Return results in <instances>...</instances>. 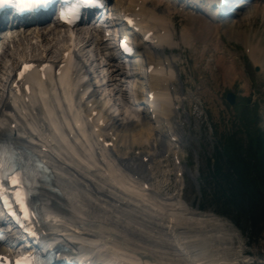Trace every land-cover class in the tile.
Listing matches in <instances>:
<instances>
[{
    "label": "bare ground",
    "instance_id": "bare-ground-1",
    "mask_svg": "<svg viewBox=\"0 0 264 264\" xmlns=\"http://www.w3.org/2000/svg\"><path fill=\"white\" fill-rule=\"evenodd\" d=\"M126 1V10L131 8L134 12L135 6L138 8L136 14L142 17L140 28L145 29V31H152L154 36L157 37L158 43L151 45L153 53L159 55L165 53L166 50L173 51L174 44H176L173 37L174 22L179 14L173 2L163 0H124V2ZM163 3H165L167 7L159 11L158 8L161 7L160 5ZM243 3L245 4V2ZM248 6L250 7L248 8L250 10L249 14L254 13L256 11L254 8L258 7V5H252V3ZM258 10L259 13L264 16V8L260 7ZM187 14L189 15L190 13ZM187 14L185 15L188 16ZM191 14L192 15L188 16L191 27L187 26L185 30L184 28L180 30L179 41L184 44L187 43L188 52L191 46L201 45L203 49L200 50V55H204L214 41V48L212 51L213 61L218 60L216 59L218 56H224L225 52L222 51L219 43L220 36L218 40L214 38L218 36V33L221 31L219 30L220 27L217 26V20L194 15V12ZM225 23L226 36L228 38L250 45L249 40L246 38L245 31L243 30L244 25L238 23L232 24L226 20ZM121 26L120 24L118 27ZM194 26L195 28H193ZM14 28H17V26ZM189 29H193L195 33L194 31L192 33V30ZM54 31L55 28L50 25L42 29L32 27L28 32H17L11 43H13V45L16 43L23 46L28 45L31 41L39 43V40L41 41L42 38L54 35ZM104 32L108 31L104 30ZM124 32L126 36L131 33L128 30ZM161 33H168V35L160 36ZM203 33L213 38L206 42L204 38H201ZM159 38L166 39V41L161 43ZM196 41H199L197 45L194 44ZM135 43L141 47L138 48V46H136L135 55L130 60L131 68L129 71L133 72V74L128 77L129 80H132L133 87H136L139 91L145 86L147 91L155 92V97L167 101V94L169 91L168 81L170 78L160 74L161 66L157 64L160 62L155 61L152 59L151 55L146 53L145 46L142 45L140 39H136ZM58 44H61V41L56 43V47ZM45 47L43 46L44 49ZM33 51L34 50H30L29 53ZM246 51H248L249 56L254 62L258 61L257 65L260 66L261 72L264 73V71H262L264 70V49H260L257 45H253V47L250 46L247 48ZM190 53H192V51H190ZM232 57L233 59L237 58L235 54H233ZM173 60V58H169L170 62L166 63L167 67L173 68L175 66L174 63L171 62ZM219 60L218 66L216 65L215 69L217 70L218 67V70L225 74V77H228L231 79V82H234L241 74L237 71L238 67L236 68L233 60H231L230 64L226 63L224 59ZM165 61H167L166 58L163 59L161 63L164 64ZM151 63H155L153 64L154 69L148 70L147 66ZM141 70H145V72L147 71L149 73L146 75V79L148 78V80H150L147 84H145V76L141 73ZM231 70L236 72L235 76H231L232 78H230ZM75 71L76 69L72 72L70 66H66L63 69L62 75L58 77L59 85L60 83L62 86L75 85L72 89L79 91L78 88L82 87L84 84L83 96L81 97L84 98V95L90 92L87 101H85V105L75 100L78 105L76 106L74 104L73 106L69 104V109H67L66 112L58 101L59 108L61 107V120L59 116L56 115V111L51 112L56 117V123L52 120L49 126H46L45 122L51 115L50 113L45 116L43 115L35 98H33V100L31 99L28 104L20 102L19 105L16 106L17 112L25 120L24 126L17 112L14 114L8 113L10 116H13L11 122L15 124L18 123L19 136L17 139L19 142H25L29 149L35 151L43 160L52 165L55 171L56 182L67 200V204H65L64 207L60 206L61 210H57L58 213L50 211L47 207V201H49L50 198H48L46 202H42L41 208L44 209L43 218L50 223L52 232L54 233V231H56V226H58L60 231H70L71 233H73L71 230L74 227H78V229L83 228L85 232L82 234L86 237L85 239H92L90 243L98 246V250H110L111 253L119 256L118 258L121 261H123L122 259L135 261L136 257H138L143 260L141 264H197L194 263L193 260H198V264H219L221 262L222 264H230L225 263L226 260H229L227 259L228 257L218 256L220 254L222 255V251L218 248L217 244H213L212 241V238H214L212 233L214 231L217 233L219 227L223 228L225 226L218 218L199 213L197 210H192V208L183 203V201L173 200V198L170 197L163 199L160 198V196L148 194L149 192L144 189L145 185L148 183L146 182V179H149L148 175L136 164L135 160L133 161L135 168L124 160L118 165L124 168L123 172L127 171L132 177L137 178L135 181L125 176L123 172L120 173L121 171L113 166L112 163V167L106 168L103 165H99L97 161H90V152L93 157L94 147H100V144L103 146L108 140L112 141L114 145L118 138V141H128L127 144L132 141L138 142V140H143V132H145V138L148 140L155 135V130L149 124L152 118L148 117L146 110L141 106V100H137L138 98L135 96V106L137 107V105L141 103L137 110H140L141 126H143L142 130L140 134H131V140L128 139L129 137L126 136V134L120 137L119 132L120 130L123 131L122 128H125V131H129L130 133L134 132L131 130L135 125L133 123L134 121L129 119L119 123L118 119L110 112V108L107 107L109 101L103 98L100 89L93 88L94 86L90 83H84L86 74L83 68L80 67L76 72ZM121 71L122 70L119 68V71L115 70L112 73L111 80L113 83L116 82V74ZM47 73H50L49 69H47ZM47 80L51 83L47 86L48 91L55 92L54 88L56 86L53 85L54 81H56L55 78L52 79V82L50 77H48ZM46 85L47 82L41 83L40 88L42 92ZM117 86V92H120L123 85ZM69 88H67V90H69ZM136 89H134V95H136ZM158 90L161 92H158ZM41 97L42 100L46 98L49 101L53 96L47 92L46 94L41 93ZM143 99L145 100V98ZM86 104H91L92 108L89 109L90 107H87ZM149 106L153 110L152 115L156 123L159 124L161 119L166 120V124L170 123L172 113L168 111V101L167 106L160 102L157 105L154 101L152 103L149 102ZM3 108L4 106L1 107V110ZM91 111L97 112L96 120L97 122L102 121L105 125L104 128H99L100 125L94 122L92 124L91 122L85 123L84 120L87 119ZM67 115L73 118V124L69 121ZM90 124L92 130L87 127V125ZM146 126L149 127L146 128ZM64 127H67L69 134L64 131ZM76 128L81 133L85 142L75 135ZM100 129L105 132V135H97ZM93 135H95V137ZM70 136L73 137L75 142L82 146L83 143L89 145L88 152L85 153V156H81L77 149L74 148L77 159L71 157L68 152V150H71L69 145H73ZM152 144L154 148H157V151L163 148L162 143H159V141ZM106 148L107 145L104 147V151H102L104 152L103 155H105V152H108ZM138 177L140 178L138 179ZM169 188L170 187H166V189ZM207 226H209V228H207ZM7 227L11 228L12 226L8 225ZM176 227L177 230H183L182 233L187 231L185 228H189L187 234L190 235L186 237L183 236L186 238L185 242H183V237H179V233L175 231ZM166 228H169L171 233L178 236L179 241H182V243L177 242L176 244L185 252L186 258L188 257L187 261H184L179 255L176 246L173 245L172 240L169 239V236L166 234ZM68 236L72 237L71 234H68ZM5 237L6 235L3 234L0 239H5ZM16 237L20 239L19 235L16 233L12 235L11 240H16ZM195 239H199L203 246H201L202 244L199 241L195 244ZM50 245L51 243H46L41 246V248L44 249ZM94 254L95 253L89 255L94 258ZM97 258L105 260L107 264H117L100 252L97 253Z\"/></svg>",
    "mask_w": 264,
    "mask_h": 264
},
{
    "label": "rangeland",
    "instance_id": "rangeland-1",
    "mask_svg": "<svg viewBox=\"0 0 264 264\" xmlns=\"http://www.w3.org/2000/svg\"><path fill=\"white\" fill-rule=\"evenodd\" d=\"M256 1L257 2L252 3V5H258V7L254 8V10L256 9L254 13L249 14L250 10L247 9L244 10L241 15L224 19V21H222L224 24L222 22L217 24V26L220 27L219 30L221 31L218 33L219 35L217 34L218 36L214 38L218 40L220 36V48L223 52H225V54L224 56H218L216 59H224L228 64H230L231 60H233L236 68L238 67L237 71L239 74L241 73L239 77H237L238 79L236 78L234 82H231V79L225 77V74L220 72L218 67L217 70L215 69L216 65L218 66V60H214L212 63L209 60L211 56V58H213L212 51L214 48V41L210 45L209 50L206 51L204 55H200L202 46L197 45L199 41L194 43L197 46L193 44L194 46L189 48V52L188 50H185V45L181 47L178 46L176 47L177 50H175L174 55L176 57V67L172 69L174 71L172 76H169L172 81V84L169 86L174 89V94H171V97L173 95V100L175 102L174 104L170 102V107L172 112L174 111V108L178 109L174 111L175 114L178 113V118H174V121H176L177 124L180 123L183 126V131H180V133L183 135V138L186 139V143L183 144L184 146H188L187 150H185V153L189 154L187 158L188 167H192L191 172L193 173L194 182L191 180V178H188V182L183 180L185 181V188L182 189L183 181L176 175L178 168L174 162V156L172 154L170 157L167 156L168 158L152 157L154 160H152V162L147 160L145 163H141V168L147 171L148 176L152 178L149 184L154 191L156 190L159 182L166 181L163 175L171 173L173 175L172 178H170L172 189L170 191H162V194L168 197L172 196L174 198L182 199L186 202L185 204L189 205L191 208L195 207L196 205L198 206V202L201 200V197H199L201 186L198 176L199 172L205 168V160L210 157L214 146L216 144L218 145V143H220L224 138L226 139L229 135L234 136L237 139H245V131L247 127H251V129L254 131L257 129L261 132H264V73L261 72L260 66L257 65L258 61L254 62L249 54H247L248 51H246L247 48L250 46L253 47V45H257L258 48L264 49V16L263 14L259 13L258 10L260 7L264 8V1ZM164 6L165 4L163 7ZM189 15L192 14L190 13ZM188 16L180 14L175 19L174 30L179 31L183 28L185 30V27H191V22L189 21ZM225 20L227 22H231L232 24L238 23L240 25H244L243 30L245 31L246 38L249 40L250 45L244 43L246 45L245 46L243 43L237 42L238 40L234 41V39L228 38L226 36ZM193 28H195V26ZM189 30H192V33L194 31L193 29ZM205 36L206 34L203 33L201 38H204L205 40H210L213 38L210 35L206 37ZM59 41H61V44H58L56 47V43ZM175 41L177 42L179 39L176 38ZM65 43L66 37L64 33L61 30H58L57 32L55 30L54 35L43 38V41L40 44L33 43L28 47L26 46L25 48L20 47L15 49L16 52L14 58L19 59L20 56H28L32 57V59H38L42 55H45L49 59L55 60L60 55L61 48H63ZM43 46H46L48 50L46 47L44 49ZM30 50H34V53H29ZM190 51H192V53H190ZM94 53L95 49L93 47L88 49L87 55L90 56L87 57V55L85 56V53H82L84 56V62L90 64L92 57H94ZM233 54H235L237 57L236 59H233ZM95 66H97V64L92 65V70ZM233 71L234 70H231L230 78H232L233 75H236V72ZM101 72H104V70ZM115 78L120 79L118 75ZM124 80L126 81V79ZM107 81L108 78H105L104 86L102 87V90L100 89V93H102V96L109 101V106L111 105L113 107L114 105V110L118 112L120 108L121 115L117 117L119 123L124 122L129 118H134L136 110L131 104L132 101L130 102L131 96L129 94V88L132 81L127 80L124 84L121 83L123 86L121 87L120 92H117L115 96H112L113 89L109 87L110 85L107 83ZM142 91L143 89L140 91L137 89L136 93L138 97L141 96L142 93L140 92ZM227 92H232L235 95V102L233 105H229L225 101V94ZM1 94L2 93L0 92V96ZM243 102L244 104L241 107H236L237 103L241 105ZM245 108L249 112L250 109H254V112L251 115L252 121L249 125H244L242 123V116L244 114ZM246 116L248 117L247 119L250 118L248 114ZM142 127L143 126L137 124L131 129L134 132L130 133L129 131H125V128H122L123 131L120 130V132H118L120 133V137H123V135L126 134V136L129 137L128 139L131 140V134H140ZM147 127L149 126H146V128ZM144 133L145 132L142 134L143 137H145ZM158 138L161 140V137L158 136ZM117 143L118 144L116 145L114 153L117 156H125V142L123 140H119ZM142 144L146 146V149L150 145L146 143V140H142ZM128 150L131 152V154L128 155H130V158H132L134 155L132 154L133 151L131 148ZM139 150L144 151L141 149V147H139ZM147 152H150L149 148L146 151V154H149ZM179 153L180 155H183L181 153V149ZM193 153L195 157L193 156ZM195 162L198 163V166L197 163L195 166H193ZM208 203L209 204L207 205L211 208L209 207L207 209V213H199L212 216L208 213L215 214L212 212V210H214L212 207L215 205L214 203ZM192 210L196 209L192 208ZM216 216V218L220 217L218 220L221 219L220 221L225 224L223 228L219 227V231L217 230V233L215 231L212 233V236H214V238H212L213 244L216 243L218 248L222 251V255L220 254L218 256H226V258L228 257L227 259L229 260H226L225 263L230 264H264V247L262 241L248 240L232 224V222L219 215ZM207 228H209V226H207ZM185 229L188 231L189 228ZM177 231L182 232L183 230L180 229ZM187 231L180 233V235L182 237L190 235L187 234ZM170 238L176 246L178 237L176 239V236L173 235V237L170 236ZM185 241L186 238L183 237V242ZM198 241L199 239H195V244L198 243ZM201 246H203V244ZM193 262L199 263L198 260H193ZM219 264H222V262Z\"/></svg>",
    "mask_w": 264,
    "mask_h": 264
},
{
    "label": "trees",
    "instance_id": "trees-1",
    "mask_svg": "<svg viewBox=\"0 0 264 264\" xmlns=\"http://www.w3.org/2000/svg\"><path fill=\"white\" fill-rule=\"evenodd\" d=\"M251 115L245 108L244 125ZM222 142L209 163L212 203L248 240L262 241L264 247V133L247 127L245 139L229 135Z\"/></svg>",
    "mask_w": 264,
    "mask_h": 264
},
{
    "label": "snow or ice",
    "instance_id": "snow-or-ice-1",
    "mask_svg": "<svg viewBox=\"0 0 264 264\" xmlns=\"http://www.w3.org/2000/svg\"><path fill=\"white\" fill-rule=\"evenodd\" d=\"M35 2L44 3L46 0H35ZM3 3H5V0H0V5ZM76 11L77 8L75 4L65 6L60 11V18L66 20L73 16ZM3 168L4 165L0 163V181H5L8 187L6 188L5 183H0V202H3L6 208L9 207L6 193L10 192L12 199L19 206L20 212L27 218L29 214L26 203L28 193L22 187L23 181L21 179V174L14 167L8 168L7 171H3ZM14 264H33V258L29 255L20 256L16 258Z\"/></svg>",
    "mask_w": 264,
    "mask_h": 264
},
{
    "label": "water",
    "instance_id": "water-1",
    "mask_svg": "<svg viewBox=\"0 0 264 264\" xmlns=\"http://www.w3.org/2000/svg\"><path fill=\"white\" fill-rule=\"evenodd\" d=\"M226 100L230 103L233 104L234 101V95L232 93H227L226 95Z\"/></svg>",
    "mask_w": 264,
    "mask_h": 264
}]
</instances>
